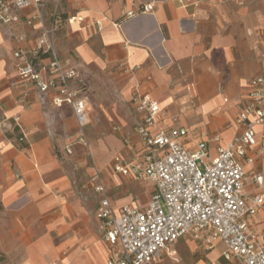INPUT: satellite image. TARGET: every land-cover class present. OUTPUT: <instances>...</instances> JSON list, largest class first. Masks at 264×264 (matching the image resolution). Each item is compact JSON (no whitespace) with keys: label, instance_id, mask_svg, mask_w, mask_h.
Wrapping results in <instances>:
<instances>
[{"label":"crops","instance_id":"0c3cea01","mask_svg":"<svg viewBox=\"0 0 264 264\" xmlns=\"http://www.w3.org/2000/svg\"><path fill=\"white\" fill-rule=\"evenodd\" d=\"M33 11L0 25V264H108L120 246L105 239L97 216L101 194L90 182L95 169L86 154L93 153L116 214L124 205L148 204L150 182L114 172L117 158L143 162L152 154L137 132L133 96L140 89L159 103L156 130L185 128V146L194 151L209 141L214 158L239 134L236 118L249 83L264 75V0L53 2L46 21L56 24L58 56L76 72L78 97L87 99L82 131L89 148L79 140L72 106L55 105L57 89L43 93L17 75L14 51L39 46L40 27L26 23ZM48 62L43 53L45 78ZM215 136L219 142L210 141ZM250 153L248 195L255 192L251 178L264 173V158L256 148ZM251 224L264 236V208ZM179 242L196 256L191 264H241L224 258L221 242L207 250L184 238L173 250Z\"/></svg>","mask_w":264,"mask_h":264},{"label":"built area","instance_id":"2783aa9c","mask_svg":"<svg viewBox=\"0 0 264 264\" xmlns=\"http://www.w3.org/2000/svg\"><path fill=\"white\" fill-rule=\"evenodd\" d=\"M53 2L59 4L61 0H0V25L17 23L21 20L18 12L34 10L26 23L40 27L39 46L14 51L17 75L25 86H36L43 93L57 89L55 105L72 106L81 129L79 140L86 146L82 130L88 124L87 99L78 97L76 72L69 68L68 60L58 56L56 24L46 21ZM43 53L49 56L44 68L48 78L43 76L39 64ZM133 103L139 116L137 132L152 154L143 162L123 163L117 158L114 172L130 180L148 181L154 192L145 207L124 205L116 214L105 184L95 174V189L101 194L97 216L106 230L107 242L120 246L108 264H155L164 253L174 256L172 247L184 238L207 250H212L217 242L223 243L226 260L264 264V236L251 224V218L264 208V173L251 178L255 185L253 194L245 191L246 168L255 162L250 152L256 148L257 155L264 158V75L249 83L236 118L239 134L226 146L218 147L214 158L209 141L197 143L194 151L185 146L190 139L185 128L156 130L161 109L149 93L137 89ZM15 121L18 123L19 118ZM25 138L22 132L21 140ZM210 141L219 142L220 137Z\"/></svg>","mask_w":264,"mask_h":264},{"label":"rangeland","instance_id":"374dc122","mask_svg":"<svg viewBox=\"0 0 264 264\" xmlns=\"http://www.w3.org/2000/svg\"><path fill=\"white\" fill-rule=\"evenodd\" d=\"M86 142H87V145L85 147L89 148V146L91 145V142H90V140H87V139H86ZM87 152H89V149ZM86 157L88 158V161L90 162L91 166H93L95 169V171L93 170V174H94V172H95V174L98 173L100 178L103 179L104 177H103L102 173H100L99 165H98L99 169H96V165L94 163V158H93L94 157L93 153L86 154ZM95 174H94V176H95ZM94 176L91 177L90 182L96 184V181L93 180ZM174 249L177 251V253L174 256H167L165 261L162 262L161 264H181V263H179V260L182 263L191 264V263H193L192 260L196 261V259H197L196 256L193 255V253L190 249V246L184 242H179L178 245H176L174 247Z\"/></svg>","mask_w":264,"mask_h":264},{"label":"trees","instance_id":"16d2710c","mask_svg":"<svg viewBox=\"0 0 264 264\" xmlns=\"http://www.w3.org/2000/svg\"><path fill=\"white\" fill-rule=\"evenodd\" d=\"M41 56H42V54L40 55V57H41ZM45 56H47V54H45ZM21 137H22V133L20 134L18 140L21 141V142H23V141L21 140Z\"/></svg>","mask_w":264,"mask_h":264}]
</instances>
